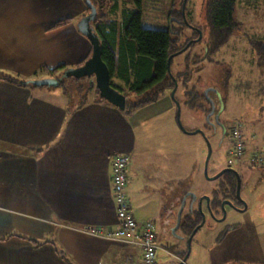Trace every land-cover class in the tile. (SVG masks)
<instances>
[{
    "label": "crops",
    "instance_id": "obj_1",
    "mask_svg": "<svg viewBox=\"0 0 264 264\" xmlns=\"http://www.w3.org/2000/svg\"><path fill=\"white\" fill-rule=\"evenodd\" d=\"M85 7L84 0H0V74L55 77L39 69L75 67L86 59L91 44L76 25ZM65 18L67 23L52 27ZM117 78L112 82L126 93L128 86ZM87 90L91 95L82 104L72 103L60 86L0 80V264H67L59 250L73 264H142L138 248L87 232L102 234L117 225L115 152L131 156L127 198H139L148 213L135 218L130 210L138 224L157 222L156 243L160 228L174 225L183 193L193 192L194 158L178 151L187 134L177 124L169 90L129 113L90 85ZM224 222L199 234L198 251L214 233L220 246L227 236L220 235ZM175 243L181 247V240ZM173 245L168 240L157 249L171 264L186 252L170 251ZM201 255L186 264H201Z\"/></svg>",
    "mask_w": 264,
    "mask_h": 264
},
{
    "label": "rangeland",
    "instance_id": "obj_2",
    "mask_svg": "<svg viewBox=\"0 0 264 264\" xmlns=\"http://www.w3.org/2000/svg\"><path fill=\"white\" fill-rule=\"evenodd\" d=\"M182 1L141 0L140 23L144 27L170 31L171 37L177 40L179 46H186L187 42L197 38L196 30L201 31L200 40L173 57L170 71L173 76L186 73L185 87L181 75L174 92L180 107L179 121L183 130L191 132L201 129L208 136L212 147L207 164L208 176L227 167L226 150L232 146L227 133L231 125L240 122L246 137L245 152L238 158V163L234 161L231 167L239 174V196L247 202V209L240 212L228 207L224 226L220 230V235H227L223 242L217 247L212 241L214 233L198 251L195 240L215 224L207 216L205 224L191 241V254L187 261L193 262L195 257L199 259L202 254L201 264H264V162L256 164L248 161L254 150L264 153V70L258 64L256 44L253 42L264 40V0L235 1L233 19L238 27L228 41L214 51L209 50V0H186L184 7ZM125 7L132 10L135 8L133 5L124 6L122 0H106L100 11L108 13L109 18L120 24ZM112 81L116 82V77ZM119 82L123 84L122 81ZM62 85L60 87L70 96L72 103L91 95L87 90L89 85L90 88H95L93 77L76 80L66 78ZM190 89L199 96L198 102L192 107L186 104L184 96V91ZM198 103H204V110L196 107ZM185 134L187 137L183 144H179L182 149L178 151L187 152L188 159L191 155L194 158L193 193L199 197L218 188V181L208 180L203 175V137L199 133ZM128 156L131 159L129 154ZM128 200L135 218L144 217L148 213L141 210L139 198L129 196ZM179 206L180 203L176 213ZM154 224L157 225V222ZM173 226H168V230L164 231L160 228L157 234L159 248L165 247V243L170 240L175 244L170 251H186V238L181 239V247L176 246L177 239L171 231ZM156 260L158 264H171L169 255L160 251L157 252Z\"/></svg>",
    "mask_w": 264,
    "mask_h": 264
},
{
    "label": "trees",
    "instance_id": "obj_3",
    "mask_svg": "<svg viewBox=\"0 0 264 264\" xmlns=\"http://www.w3.org/2000/svg\"><path fill=\"white\" fill-rule=\"evenodd\" d=\"M89 1L96 7L97 14L91 25L100 40L101 58L109 69L111 84L124 93L125 88L116 86L112 82V78L116 76L124 82V87L128 86L127 92L124 93L126 100L123 111L129 113L138 106L156 101L165 91L171 90L173 82L167 71V59L172 53L178 51L182 52L185 45L179 46L176 42L177 40L171 37L170 31L168 30L153 29L141 25V0H122L124 6L133 5L135 8L133 10L127 9L126 7L124 8L121 14L120 24H118L119 22L115 19L109 18L108 13L100 11L106 0ZM235 1L236 0L208 1L207 7L210 15L208 29L209 50L214 51L224 45L233 31L238 27L233 19ZM88 12L89 8L86 5L83 15ZM67 22L68 19L65 18L55 22L52 27L60 26ZM175 32L178 31L175 30ZM195 35H197V32H195ZM253 42L256 44L258 64L262 65V70H264V40H253ZM172 61L173 58L170 61V65ZM82 62L83 61H80L77 65H80ZM63 70V65H58L53 68L41 67L39 69L40 72L44 71L45 74L49 76L55 74V77H58ZM185 74L186 73H181L177 76H173L178 82L179 76L182 75L184 79L182 84L184 87V81L187 80ZM0 80L34 86L27 82L26 79L15 78L5 74H0ZM64 81L65 79L61 81L58 86L62 87ZM93 90L94 94L98 96L97 90L95 88H93ZM184 92L186 104L190 107L196 105V101L199 98L197 93L194 92L193 89L189 91L185 90ZM188 93L190 95H188ZM85 99L86 98H81V104ZM196 107L204 110L205 105L204 103H198ZM217 181L218 188H213L208 193L210 196L209 206L215 214H219L220 212V201L223 198H231V196L235 194L236 187L235 176L229 171L220 175ZM184 210L185 209H183L181 213L178 229L181 234L188 236L193 228L200 222L201 215L196 208L193 210L189 208ZM31 241L36 243L35 240ZM58 253L64 258L67 264H73L61 250H59ZM182 254L184 255L185 252Z\"/></svg>",
    "mask_w": 264,
    "mask_h": 264
},
{
    "label": "water",
    "instance_id": "obj_4",
    "mask_svg": "<svg viewBox=\"0 0 264 264\" xmlns=\"http://www.w3.org/2000/svg\"><path fill=\"white\" fill-rule=\"evenodd\" d=\"M185 1L186 0L182 1V7H184ZM85 2L89 8V12L86 13L85 15L81 16L76 25H77L78 31L81 32V34L84 35L89 40V42L91 44V52H90L89 56L86 59H84L80 65H77L75 67L65 68L58 77H52V76L48 77L47 76V77L38 78V79H30V80H27V82H29L30 84H32L34 86L57 87L60 84V82L66 78L80 79L82 77H93L95 89L98 92V96L101 99L108 102L109 104H111V105L115 106L116 108H118L119 110L123 111L125 108V100H126L125 94L123 92L119 91L117 88H115L111 84V77H110L109 69H108L107 65L105 64V62L101 58L100 40H99L96 32L94 31L92 25H91L92 21L94 20L96 14H97L96 7L93 4H91L89 0H85ZM196 32L198 34L197 38L192 39L191 41L187 42V44L184 48H186L191 43L196 42V41L201 39V31L199 29H197ZM180 52L181 51H178V52L172 53L168 56L167 71H168V74H169V76L173 82V87L171 88V91H170V97L173 100V102H175V104H176L177 124H178L179 128L181 130H183V126H181L180 121H179V112H180L179 102L177 100H175V97H174V92L177 88V81L173 77V75L171 74V71H170L171 59L173 58V56H175L176 54H178ZM213 109H214L213 105H211V111H213ZM183 131L185 133H191V134L199 133L203 137L204 142H205V157H204V161H203V175L208 180H215L226 171L231 172L235 176L236 198L242 202L243 206H242V208H238V207L234 206V204L231 201L224 200L220 204V209H221V213H222L221 217L217 218L209 206L210 196L208 194H203L199 197H197V195L193 192H188V193L184 194V196L181 198L180 206H179V209L176 213V220H175L174 226L171 229L172 233L174 234V237L179 241L181 239L185 238V236H181L180 234H178L176 232V230L179 227L180 219H181V213H182V211L184 209V205H185V199L188 196L191 198L190 204H189L190 210H192V203L194 202V200H196L198 198L197 210L201 215V220L193 228L191 233L186 238L187 249H186L184 256L181 258V261H176V263H174V264H182L183 261L184 262L186 261L188 255L190 253V250H191L190 246H191V241H192L193 237L195 236L197 231L205 224L206 214H205V211L203 210V206H202L203 200L205 201L206 211H207L208 215L210 216V218H212L215 221L214 223L222 222L225 220V218H226V206H228V207H230L236 211H240V212L246 211V209H247V202H245L239 196L240 178H239L238 172L232 168H223L220 171H218L216 174H214L212 176H208L207 164H208V160L210 158L211 152H212L211 143H210L208 137L205 135L204 131L201 129H195L191 132H188L186 130H183Z\"/></svg>",
    "mask_w": 264,
    "mask_h": 264
},
{
    "label": "built area",
    "instance_id": "obj_5",
    "mask_svg": "<svg viewBox=\"0 0 264 264\" xmlns=\"http://www.w3.org/2000/svg\"><path fill=\"white\" fill-rule=\"evenodd\" d=\"M227 137L232 146L226 150V162L227 165H231L234 161L238 163V158L245 152V137L240 122L231 125ZM248 161L260 164L264 162V153L254 151L253 155L248 158ZM129 163L130 158L126 153L115 152L112 155L111 186L117 218L116 227L102 234L99 231L87 230V232L95 236L123 242L124 244L138 248L141 252L142 264H158L156 252L159 246L155 239L154 222L151 219H147L141 224H138L130 210L126 192ZM176 258L177 261H181V258ZM182 264H186V262L183 261Z\"/></svg>",
    "mask_w": 264,
    "mask_h": 264
},
{
    "label": "flooded vegetation",
    "instance_id": "obj_6",
    "mask_svg": "<svg viewBox=\"0 0 264 264\" xmlns=\"http://www.w3.org/2000/svg\"><path fill=\"white\" fill-rule=\"evenodd\" d=\"M232 165H227V167H225V168H232L231 167ZM220 171V170H219ZM236 181V180H235ZM235 185H236V182H235ZM224 200H229V201H231L233 204H234V206H236V207H238V208H242V202L240 201V200H238L237 198H236V187H235V194L233 195V196H231V198L229 197V198H223L221 201H220V204H221V202L222 201H224ZM197 203H198V198L196 199V200H194V202L192 203V210L194 209V208H196L197 209ZM189 204H190V200H189ZM202 206H203V210L205 211V214H206V217L208 216V218H210V216L208 215V213H207V211H206V208H205V201L203 200L202 201ZM228 208V206H226V209ZM221 209H220V212H219V214H215L214 213V215L217 217V218H219V217H221ZM226 216H227V213H226ZM211 219V218H210ZM212 221L213 222H215L213 219H212ZM206 222V221H205ZM176 232L178 233V234H180L181 236H184L183 234H181V232H179V229H177L176 230ZM185 238H187V236H185Z\"/></svg>",
    "mask_w": 264,
    "mask_h": 264
}]
</instances>
